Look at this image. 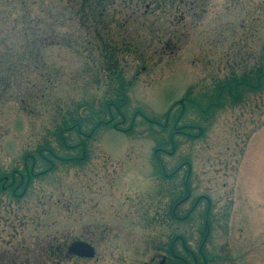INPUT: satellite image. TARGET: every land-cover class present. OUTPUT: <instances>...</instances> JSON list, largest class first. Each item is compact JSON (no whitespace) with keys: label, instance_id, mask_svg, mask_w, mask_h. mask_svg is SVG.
<instances>
[{"label":"rangeland","instance_id":"rangeland-1","mask_svg":"<svg viewBox=\"0 0 264 264\" xmlns=\"http://www.w3.org/2000/svg\"><path fill=\"white\" fill-rule=\"evenodd\" d=\"M0 180V264H264V0H0Z\"/></svg>","mask_w":264,"mask_h":264},{"label":"water","instance_id":"water-1","mask_svg":"<svg viewBox=\"0 0 264 264\" xmlns=\"http://www.w3.org/2000/svg\"><path fill=\"white\" fill-rule=\"evenodd\" d=\"M68 252L78 258L93 259L96 251L90 244L83 241H77L69 246ZM160 264H165V260H162Z\"/></svg>","mask_w":264,"mask_h":264},{"label":"trees","instance_id":"trees-1","mask_svg":"<svg viewBox=\"0 0 264 264\" xmlns=\"http://www.w3.org/2000/svg\"><path fill=\"white\" fill-rule=\"evenodd\" d=\"M263 74V73H262ZM261 74V75H262ZM32 175L33 174H31L30 172L28 173V171H27V176H25V177H27V181H26V188H27V185L29 184V182H30V180L32 179ZM22 179H23V181H21V184H22V182H24V177H22ZM0 183H1V180H0ZM3 184H6L5 182L3 183ZM2 184H0V186H1ZM13 194H15V192H13Z\"/></svg>","mask_w":264,"mask_h":264},{"label":"flooded vegetation","instance_id":"flooded-vegetation-1","mask_svg":"<svg viewBox=\"0 0 264 264\" xmlns=\"http://www.w3.org/2000/svg\"><path fill=\"white\" fill-rule=\"evenodd\" d=\"M6 182H8V178L5 177V183H6ZM1 186H2V185H1ZM4 187H5V186H4ZM181 239H182V238H181ZM175 256H176V255H175ZM175 256H174V257H175ZM176 258H177V256L175 257V259H176ZM177 259H179V261H181L180 258H177ZM165 262H166V261H165ZM181 262H183V261H181ZM165 264H166V263H165ZM204 264H208V260L205 259Z\"/></svg>","mask_w":264,"mask_h":264}]
</instances>
